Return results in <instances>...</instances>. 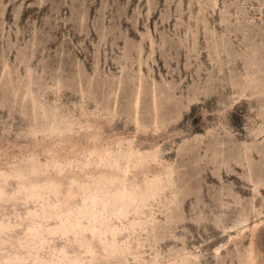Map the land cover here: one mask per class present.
<instances>
[{
	"label": "rangeland",
	"instance_id": "374dc122",
	"mask_svg": "<svg viewBox=\"0 0 264 264\" xmlns=\"http://www.w3.org/2000/svg\"><path fill=\"white\" fill-rule=\"evenodd\" d=\"M0 264H264V0H0Z\"/></svg>",
	"mask_w": 264,
	"mask_h": 264
},
{
	"label": "bare ground",
	"instance_id": "6f19581e",
	"mask_svg": "<svg viewBox=\"0 0 264 264\" xmlns=\"http://www.w3.org/2000/svg\"><path fill=\"white\" fill-rule=\"evenodd\" d=\"M125 197V194L123 192L117 194V198L122 200Z\"/></svg>",
	"mask_w": 264,
	"mask_h": 264
}]
</instances>
